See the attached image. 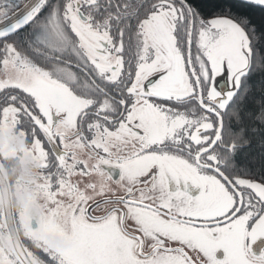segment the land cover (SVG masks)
<instances>
[{"label":"snow or ice","instance_id":"1","mask_svg":"<svg viewBox=\"0 0 264 264\" xmlns=\"http://www.w3.org/2000/svg\"><path fill=\"white\" fill-rule=\"evenodd\" d=\"M4 126L69 199L48 264H264V0H0Z\"/></svg>","mask_w":264,"mask_h":264},{"label":"flooded vegetation","instance_id":"2","mask_svg":"<svg viewBox=\"0 0 264 264\" xmlns=\"http://www.w3.org/2000/svg\"><path fill=\"white\" fill-rule=\"evenodd\" d=\"M0 170L3 172L10 194L17 233L25 248L37 264H48V255L67 246L71 230L69 217L64 214L69 204L67 196L56 197V203L48 196L44 171L32 149L30 137L15 126L0 127ZM54 210L58 214L52 217ZM129 229L134 225L129 222ZM47 231L57 234L55 245ZM5 224L0 198V264H19L4 235ZM199 261L195 253H190Z\"/></svg>","mask_w":264,"mask_h":264},{"label":"water","instance_id":"3","mask_svg":"<svg viewBox=\"0 0 264 264\" xmlns=\"http://www.w3.org/2000/svg\"><path fill=\"white\" fill-rule=\"evenodd\" d=\"M0 198L5 224V237L19 264H37L22 243L15 224L6 178L0 170Z\"/></svg>","mask_w":264,"mask_h":264},{"label":"rangeland","instance_id":"4","mask_svg":"<svg viewBox=\"0 0 264 264\" xmlns=\"http://www.w3.org/2000/svg\"><path fill=\"white\" fill-rule=\"evenodd\" d=\"M46 237L52 239L53 242L49 243L48 245H55L56 243V239H57V234L54 231H47V233L45 234Z\"/></svg>","mask_w":264,"mask_h":264}]
</instances>
